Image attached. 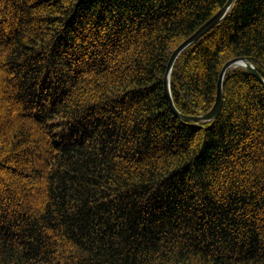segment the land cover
Wrapping results in <instances>:
<instances>
[{
  "label": "trees",
  "instance_id": "trees-1",
  "mask_svg": "<svg viewBox=\"0 0 264 264\" xmlns=\"http://www.w3.org/2000/svg\"><path fill=\"white\" fill-rule=\"evenodd\" d=\"M226 2L0 0V264H264V84L229 69L211 121L164 90ZM234 57L264 78V0L180 54V112Z\"/></svg>",
  "mask_w": 264,
  "mask_h": 264
},
{
  "label": "water",
  "instance_id": "water-1",
  "mask_svg": "<svg viewBox=\"0 0 264 264\" xmlns=\"http://www.w3.org/2000/svg\"><path fill=\"white\" fill-rule=\"evenodd\" d=\"M235 0H227L226 4L215 13L208 21H206L198 30H196L191 36L186 38L176 49L172 52L168 64L167 69L164 74V90L165 95L169 101L170 107L172 111L182 120L185 121H211L218 117L222 104H223V83L226 72L229 69L236 67H245L249 71H251L263 84L264 78L259 73L256 63H259V60L255 57H234L228 60L222 67L218 83H217V95L215 103L208 112L200 114V115H187L176 107L172 91H171V76L172 70L175 65L176 60L180 56V54L192 43L202 37L206 32L212 29L215 25H217L228 13Z\"/></svg>",
  "mask_w": 264,
  "mask_h": 264
}]
</instances>
